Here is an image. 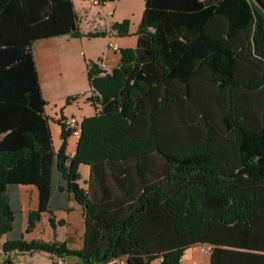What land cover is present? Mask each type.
Listing matches in <instances>:
<instances>
[{
  "label": "trees",
  "instance_id": "16d2710c",
  "mask_svg": "<svg viewBox=\"0 0 264 264\" xmlns=\"http://www.w3.org/2000/svg\"><path fill=\"white\" fill-rule=\"evenodd\" d=\"M128 22L109 29L126 34ZM106 33L81 31L72 0H0L2 262L17 250L178 264L205 242L210 264H264V0H142L135 42L118 48L116 65L85 61L94 112L67 154L59 119L52 145L31 43ZM19 184L37 191L24 230L40 213L53 227L70 196L81 206L79 248L22 237Z\"/></svg>",
  "mask_w": 264,
  "mask_h": 264
},
{
  "label": "rangeland",
  "instance_id": "374dc122",
  "mask_svg": "<svg viewBox=\"0 0 264 264\" xmlns=\"http://www.w3.org/2000/svg\"><path fill=\"white\" fill-rule=\"evenodd\" d=\"M75 7L77 16L79 15L77 21L84 28H93L96 18L100 19L102 17V19H104L106 17L107 19H111L117 17L119 14L118 11L114 10L111 15L105 16V12L109 8V5H93L89 0H75ZM128 10L131 11H128L126 15V18L129 20L126 34L113 32L109 35L85 36L83 38L84 40H80L78 36L54 35L45 37L41 40L44 44H47L46 46L57 50L54 55H52L53 58L49 66H47L46 61H43L39 65V79L42 94L44 99H46L44 104V111L46 114L53 115L58 113L59 109L68 107L71 114L81 119V117L89 115V113L94 110L90 102L85 99V96L90 92V88L86 79L85 67L81 65V62H85L89 59L97 63L103 61L105 56L109 60L117 57L119 55V50L112 51L105 47L107 39L116 42L119 45L124 44L125 41H133L130 32L135 30V26L139 19V13L136 9ZM85 15H90L93 20H91V18L83 20ZM81 17L83 19H81ZM96 24L100 26L99 22ZM90 50L98 52V57H89ZM64 53H73V57L71 58L72 63L68 69L60 67L57 60L59 54ZM77 171V181L79 185L83 186L88 173V165L79 163ZM72 201H74L75 206L72 207V210H70L67 215V221L69 223L67 240L70 246L74 247L76 245L78 246L79 241L81 240L82 213L81 206L77 204L75 200ZM3 256L4 253L0 249V260ZM67 258L74 257L67 256Z\"/></svg>",
  "mask_w": 264,
  "mask_h": 264
},
{
  "label": "crops",
  "instance_id": "0c3cea01",
  "mask_svg": "<svg viewBox=\"0 0 264 264\" xmlns=\"http://www.w3.org/2000/svg\"><path fill=\"white\" fill-rule=\"evenodd\" d=\"M73 4V9L76 13V7H75V0H72ZM102 5H109V8L107 10H111L110 15L113 13L114 10L118 11L119 14L117 17L107 19L106 17L102 19V17L96 18L94 22V27L93 28H84L82 27L79 22L78 27L81 31H86V30H92V29H105L107 30V35L113 33V30L109 29V23L111 21H119L120 19L127 17L128 9H133L137 10L140 16V12L142 9V0H109L105 2ZM106 10V11H107ZM79 16V15H78ZM76 13V18L78 17ZM86 18H91L90 15L86 16L83 20H87ZM91 22V21H90ZM99 22L100 26L97 25L96 23ZM104 24V25H103ZM97 25V26H96ZM62 35H68V34H62ZM130 35L133 38V41H125L124 44L119 45L116 42L106 40L105 42V47L110 49L107 45V42H112L115 43L118 48L123 47V46H132L135 42V34L131 31ZM80 40H84L83 38L85 37L84 35L78 36ZM43 38L36 39L32 41L31 43V51H32V56L34 59V64L36 67L37 71V76H38V83L40 87V92L41 95L44 99V96L42 94V88L40 84V63L43 61H46L47 66H49L52 61V55L57 51L55 49H52L51 47L46 46L47 44H44L43 41H41ZM84 42V41H83ZM86 44V43H85ZM118 50V49H117ZM117 50H112V51H117ZM98 52H95L93 50L89 51V57H98ZM105 56V55H103ZM73 53H64V54H59L57 60L59 62L60 67L63 69H68L72 63V58ZM119 55L115 57L112 60L107 59L105 56L103 63L105 64L106 68L109 70L111 67L116 65L118 62ZM81 65L85 67V62L82 61ZM105 68V69H106ZM106 69V70H107ZM46 100V99H44ZM92 112L89 113L92 114ZM71 114L70 110L68 107H63L62 109H59L58 113H55L53 115H48L49 117V126H50V132H51V139H52V145L54 148H56L59 145L60 139H59V132H60V125L57 123L56 119H59L62 116ZM73 115V114H72ZM75 143H76V137H73L71 135H68L66 138V144H65V152L67 154H71L75 148ZM84 186V185H83ZM18 195L20 199V204H21V209H22V219H21V230H22V237L25 240H31V239H42V240H59V241H64L67 247L70 248H79L81 245L82 241V231H83V222H82V231H81V240L79 241V245L71 247L68 240H67V230H68V221H67V215L70 210H72V207L75 206L74 200L71 196L68 199V210H63V209H55L52 212L53 216V221H54V226L52 227L49 224L48 221V216L46 213H40L39 218L34 222V225L29 229V230H24L25 225H26V214L28 210H31L36 207L37 205V191L34 185L32 184H19L18 185ZM78 204V203H77ZM82 213V209H81ZM57 219H63L62 223H57ZM4 239V235H0V243ZM1 249V248H0ZM9 261L11 264H58L55 263L54 260V255L49 254L44 251H17V250H12L7 252ZM4 257V256H3ZM0 260L2 262L3 260ZM210 258V244L205 243V242H196L191 245L186 246L181 255H180V260L178 261V264H210L209 261ZM66 261H75V258H64ZM2 264H8V263H3ZM61 264V263H59Z\"/></svg>",
  "mask_w": 264,
  "mask_h": 264
},
{
  "label": "built area",
  "instance_id": "2783aa9c",
  "mask_svg": "<svg viewBox=\"0 0 264 264\" xmlns=\"http://www.w3.org/2000/svg\"><path fill=\"white\" fill-rule=\"evenodd\" d=\"M107 1H109V0H103V1L102 0H89V2L91 4H93V5H97V4L102 5L105 2H107ZM110 13H111V10H107L105 12V16L106 15H110ZM107 45H108V47L111 50H117L118 49V46L115 43H112V42L108 41ZM97 65L100 68L106 70L105 69L106 66L103 63V61L97 62ZM80 121H81V119L75 117L72 114H68V115L62 116L60 118V123L62 124L63 128L69 131V135H71L73 137H76V138H77V136L79 135V132H80ZM179 260H180V257H179ZM53 261L55 263H58V264L59 263H61V264H76L75 261H66L63 257H60V256L54 257ZM103 262H105V264H126L125 257L123 255H117V256L108 257Z\"/></svg>",
  "mask_w": 264,
  "mask_h": 264
},
{
  "label": "bare ground",
  "instance_id": "6f19581e",
  "mask_svg": "<svg viewBox=\"0 0 264 264\" xmlns=\"http://www.w3.org/2000/svg\"><path fill=\"white\" fill-rule=\"evenodd\" d=\"M102 264H105V263H102Z\"/></svg>",
  "mask_w": 264,
  "mask_h": 264
}]
</instances>
